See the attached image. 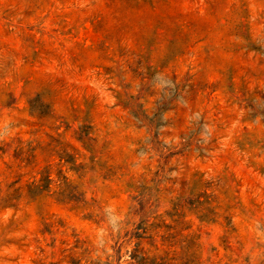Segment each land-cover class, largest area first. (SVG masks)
Masks as SVG:
<instances>
[{"label":"rangeland","instance_id":"374dc122","mask_svg":"<svg viewBox=\"0 0 264 264\" xmlns=\"http://www.w3.org/2000/svg\"><path fill=\"white\" fill-rule=\"evenodd\" d=\"M0 264H264V0H0Z\"/></svg>","mask_w":264,"mask_h":264}]
</instances>
